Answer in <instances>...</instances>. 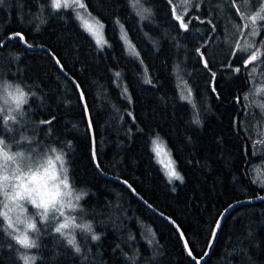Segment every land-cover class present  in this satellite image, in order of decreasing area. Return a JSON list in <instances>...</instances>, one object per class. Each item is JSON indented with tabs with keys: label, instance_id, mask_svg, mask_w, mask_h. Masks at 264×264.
<instances>
[{
	"label": "trees",
	"instance_id": "1",
	"mask_svg": "<svg viewBox=\"0 0 264 264\" xmlns=\"http://www.w3.org/2000/svg\"><path fill=\"white\" fill-rule=\"evenodd\" d=\"M254 1L237 0V5L245 12ZM83 2L105 24L110 48L100 50L74 12L52 9L50 0L0 3V43L20 33L30 46L50 51L28 50L20 38L9 42L0 48V82L12 81L37 94L26 106L28 131L41 142L71 145V177L77 189L87 190L81 204L100 235L90 253H75L45 231L40 248L32 250L40 257L37 264H194L173 225L99 172L86 108L103 174L127 182L174 221L193 255L201 258L223 211L264 194V178L254 175L256 168L264 169V124L255 127L246 114V108L254 113L253 106L245 99L264 74V26L257 48L261 57L244 67L246 52L237 51L235 58L230 53L249 23L234 15L231 0H215L213 6L206 0H140L153 12L148 21L137 15L132 0ZM184 2L189 14L184 20L191 19L188 31L178 29L172 13L175 8L178 14ZM120 25L142 59L127 55ZM222 45L224 54L218 50L214 56L212 49ZM51 54L79 84L84 99ZM236 67L241 71L235 72ZM192 75L203 81L197 84ZM181 84L195 94L198 87L203 90L207 104L202 110L182 98ZM155 137L167 143L184 177L176 190L155 160ZM17 251L0 233V264H19ZM206 264H264V203L238 209L228 218Z\"/></svg>",
	"mask_w": 264,
	"mask_h": 264
},
{
	"label": "clouds",
	"instance_id": "2",
	"mask_svg": "<svg viewBox=\"0 0 264 264\" xmlns=\"http://www.w3.org/2000/svg\"><path fill=\"white\" fill-rule=\"evenodd\" d=\"M37 94L12 81L0 82V233L18 246L19 264H37L32 250L51 231L75 253L78 235L100 239L82 213L87 190L71 177L67 148L41 142L24 124L26 106Z\"/></svg>",
	"mask_w": 264,
	"mask_h": 264
},
{
	"label": "rangeland",
	"instance_id": "3",
	"mask_svg": "<svg viewBox=\"0 0 264 264\" xmlns=\"http://www.w3.org/2000/svg\"><path fill=\"white\" fill-rule=\"evenodd\" d=\"M184 1V0H183ZM185 1H187V0H185ZM193 1V0H192ZM207 1V4H209L210 6H213L214 4H215V0H206ZM218 1V0H217ZM220 1H222V0H220ZM84 3V2H83ZM85 4V3H84ZM255 5H256V0L254 1V2H252V3H248L247 5H246V7H245V15H254L257 11H259L260 9H258L257 8V11H255L254 9H251V8H254L255 7ZM187 7H189L190 6V4H187L186 5ZM261 6H264V2L263 3H261ZM198 8H200V7H198ZM142 9H147L148 11L147 12H143V17H147V18H149L150 16H152V14H153V12H152V10L151 9H149V8H147L144 4H142L141 5V7H138V8H136V10H137V15L140 17V18H142V16L140 15V14H138L139 12H141V10ZM60 10H64V8H61ZM67 10H72L73 11V9L72 8H68ZM83 16H84V18L86 19V20H88V22L89 23H94V21H99L101 24H103V29L101 30V33H102V37H103V39H104V41H106V43H105V45L103 46V48L101 49L99 46H97L100 50H104L105 48H110V43H109V41H108V39H107V37H106V30H105V24L100 20V19H98V18H96L93 14H91L89 11H88V9L86 8V11H85V9H77ZM178 10H180V12L178 13V14H183L185 11L188 13V9L185 7V2H184V4H182L181 6H180V9H178ZM74 12V14H75V16H76V12L75 11H73ZM90 14V15H89ZM189 14H187V15H184V16H188ZM77 17V16H76ZM145 18H142V19H144L145 20ZM78 20V22L80 23V26L82 27V29L93 39V41L95 42V38L88 32V31H86L85 30V28H84V26H83V24H82V21L80 20V19H77ZM145 21H148V20H145ZM248 21V20H247ZM248 25H249V28L248 29H246L245 31H244V34H243V36H242V39H241V41H240V43H239V41H237V43H239V47L241 48V49H246L245 50V52H246V55H245V58L248 56L247 55V53L249 52V53H251V52H253V51H256L257 50V48H258V45H259V37H260V34L262 33V27L264 26V21H260L259 19H258V21H257V29H258V32L257 31H252V25H251V23H250V21H248ZM121 26H123V25H120V27ZM232 31V29H229V30H227L226 31V34L227 35H229V33ZM123 33H126L127 34V39L131 42V45L135 48V51L139 54L138 56H135V55H132V54H130V52H129V47H128V45L124 42V40L122 39V35H123ZM120 38H121V40L123 41L122 43L124 44V46H125V49H126V52H127V55L130 57V58H132V59H134V60H136V59H138V60H140V59H142L141 58V55H140V53H139V51H138V49H137V47H136V45L134 44V42H133V40H132V38H131V36L129 35V33H128V31L125 29V27L123 26V32H122V29L120 28ZM224 39L222 40V42L224 43ZM231 43H234L235 42V38L234 39H231V41H230ZM95 44H96V42H95ZM248 45H252V47H247ZM223 45H222V47H220V48H216V49H212V53H213V55L214 56H216L215 54H214V52H216V51H218V50H220V52H219V55H222V54H224V53H222L223 52ZM252 49H254L253 51H251ZM243 51H241L240 53H238V54H241ZM218 55V56H219ZM220 59H222V57L220 58ZM258 61V60H257ZM255 73H257V71H255ZM192 79L194 80V81H196L197 82V84L199 83V82H201V81H203V78H202V76H200V75H192ZM259 80H260V82H258V83H261V84H258V85H256L255 84V86L254 87H252V89H253V91L254 92H250V93H248L247 94V98H248V101H249V103L251 104V106H253V110H254V113H252L251 112V108H246V114L247 115H249L250 117H251V119H252V121H253V123L255 124V127H258V125H262V124H264V109H262L261 107H260V105H262V104H264V92H261V93H259V94H255V92H256V89H258V88H264V74H262L260 77H259ZM181 83H183V81H181ZM187 84V83H186ZM181 89H182V94H183V97H188L186 100H188V101H190V103L192 102V104H194L195 106H196V108H198V109H200V110H202L205 106H206V104H207V100H205L204 98L205 97H207V95L203 92V90L200 88V87H198L197 89H198V93L197 94H195V92H194V88H190L189 86H186V85H184V84H181ZM189 91H190V95H189ZM259 95V96H258ZM261 99V100H260ZM194 106V107H195ZM264 128V127H263ZM262 134L264 133V132H261ZM258 136V135H257ZM157 137H155L154 139H156ZM154 139H152V141L154 140ZM159 139H160V141L162 142V145H163V148H164V151L165 152H167V153H169V155H170V158H171V160H173L174 161V166H175V169H176V171L180 174V176L182 177V181L181 180H175V179H173L171 182H169V179H168V176L165 174L166 173V169H165V166H164V164H161V163H159L158 162V160H165V162H166V158L162 155L161 157H157L156 156V154H155V152L153 151V144H152V151H153V154H154V156H155V160H156V162H157V164L160 166V168H161V170H162V172L164 173V175H165V177L167 178V180H168V182L171 184V186L173 187V189L174 190H176V186H177V184L178 183H183L184 182V177L182 176V174L180 173V171L178 170V166H177V163H176V160H175V158H174V156H173V154H172V152H171V150H170V148L168 147V145H167V143L162 139V138H160L159 137ZM152 143V142H151ZM259 145H261L262 143H258ZM254 175H255V177H256V175L259 177V176H262L263 178H264V169L262 168V167H258V168H256L255 170H254ZM258 177H256V178H258ZM262 182H264L263 180L261 181V183ZM82 215L86 218V216H87V213L85 212V211H83V213H82ZM87 219V218H86ZM78 241H79V244H80V247H81V251L82 252H84L85 251V249H86V251H89V253H90V247H91V245L94 243L93 241H91V239L90 238H87V237H84L83 235H78Z\"/></svg>",
	"mask_w": 264,
	"mask_h": 264
},
{
	"label": "snow or ice",
	"instance_id": "4",
	"mask_svg": "<svg viewBox=\"0 0 264 264\" xmlns=\"http://www.w3.org/2000/svg\"><path fill=\"white\" fill-rule=\"evenodd\" d=\"M171 2H172V0H169V3H171ZM0 3H3V0H0ZM231 3H232V6H234L236 8L234 15H239L241 20L250 21L251 25L253 26L252 31L258 32V29L256 27L258 19L260 21H264V6H261L260 0H257V3H256V7H258L260 10L257 11L254 15H245V13L237 5V0H231ZM131 6L134 9L141 7L140 0H132ZM50 7L52 9H55V10H60L61 8H64V9L72 8L73 11L76 12L77 19H80L82 21V24H83L85 30L88 31L95 38L96 45L99 46L101 49L103 48V46L106 43V41H104V39L102 37V33H101V30L103 29V24H101L99 21H94V23H89L88 20H86L84 18V16L77 10V9H85V11H86V5L83 3V0H50ZM147 11H148L147 9H142L141 12H139L138 14H140L142 16V18H145V17H143V12H147ZM172 13L174 15L175 20L178 22V29H183L184 31H188L189 24L191 23V19H189L187 22H185L184 15H187V12L185 11L183 14H176L175 8H173ZM197 19H199V18H197ZM200 22L204 23L203 20H200ZM209 23H211V22L209 21ZM236 27H237V29L241 28L240 25H236ZM242 27L244 29H248L249 25L244 24ZM121 29L123 32V26H121ZM14 36H19L21 40L24 39L23 35L20 33H15ZM10 38H14V37H10ZM122 39L128 45L130 54L138 56L139 54L135 51V48L131 45V42L127 39L126 33H123ZM247 47H252V45H248ZM245 50L246 49H241L239 47V45H236V50L231 52L230 55L235 58L237 51H245ZM197 51H199V49ZM201 57L203 59V53H201ZM260 57H261V53L259 50L249 53L246 58H243L244 67H248V65H252L254 62L259 60ZM208 66H209L208 61L204 60V67L208 68ZM229 66H231V65H229ZM234 71L238 73L241 71V69L239 67H236V68H234ZM115 75L117 77H119L120 74L116 73ZM213 75H214V73H213ZM146 82L151 83V80H146ZM261 92H264V88L256 89L255 94H259ZM190 94L191 93L189 91V95ZM182 98L187 99L188 97H182ZM245 99H247V97H245ZM260 107L262 109H264V104L260 105ZM47 123H51V121H48ZM152 144H153V151L155 152L156 156L159 158L163 155L166 158V162H165V160H158V162L161 164H164L165 169H166L165 174L168 176L169 182H171L173 179L182 181V177L180 176V174L175 169L174 161L171 160L169 153L164 151L162 142L160 141L159 137L154 139L152 141ZM261 187H264V182L261 183ZM260 199H264V197H260ZM215 227L217 229H219L220 224L217 223ZM181 235H183V234H181ZM212 239L213 240L215 239V232L212 233ZM185 248L186 249L188 248V244L186 241H185ZM188 255L192 256L193 259L196 260V257L193 256V253L190 249L188 250ZM202 255H207V252H205ZM196 264H200V261L197 260Z\"/></svg>",
	"mask_w": 264,
	"mask_h": 264
},
{
	"label": "water",
	"instance_id": "5",
	"mask_svg": "<svg viewBox=\"0 0 264 264\" xmlns=\"http://www.w3.org/2000/svg\"><path fill=\"white\" fill-rule=\"evenodd\" d=\"M10 37H14V38H10ZM9 38H7L4 42L0 43V48H4L9 42L13 41L14 39L16 38H20L19 36H10ZM24 37V36H23ZM21 44L28 50H31V51H35V50H42V51H47L50 53V51L47 50V48H43V47H32L30 46L25 38L23 40H21ZM52 55V54H51ZM54 57V55H52ZM55 61L57 62L58 64V67H59V70L61 71V73L67 78L69 79L72 83H74V85H76L77 89L79 90L82 98L84 99L83 97V93L81 91V88L79 86V84L73 79L71 78L63 69L61 63L58 61V59L56 57H54ZM87 110V117H88V121H89V125H90V129H91V132H92V137H93V149H94V160H95V163L97 165V168L99 170V172L108 180L110 181H113V182H116L118 184H122L124 186H126L128 189H130L132 191V193L136 196V198L145 206L147 207L153 214H155L156 216L164 219L165 221H167L168 223H170L171 225L174 226V228L178 231V233L180 234L181 238H182V242H183V245H184V248H185V241L187 242L188 244V241L184 235V233L182 232V230L180 229V227L174 222L172 221L171 219L165 217L164 215H162L161 213H159L156 209L152 208L147 202H145L139 195L136 194V192L132 189V187L125 181L121 180V179H118V178H115V177H112V176H109V175H105L103 174V172L101 171L100 167L98 166V163H97V146H96V138H95V135H94V130H93V126H92V122H91V118H90V115H89V112H88V109L86 108ZM260 197H264V194L262 195H259V196H256V197H253V198H249V199H243V200H240V201H237V202H234L233 204H231L230 206H228L224 211L223 213L221 214V216L219 217L217 223L220 224V227L219 229H217L215 227L214 231L215 232V239L213 240L211 238V241H210V244H209V247L207 249V255H204L203 257L201 258H196V260L193 259L192 256H189L190 259L192 260V262L194 264H196V261L199 260L200 261V264H206L209 259L211 258L213 252H214V249L216 247V244L218 242V239H219V236L221 234V231H222V228L224 227L226 221L228 220V218L238 209H241L243 207H246V206H250V205H258V204H262L264 203V199H260ZM216 223V224H217ZM216 226V225H215ZM183 234V235H181ZM190 249L189 247V244H188V248L186 250L187 254H188V250ZM191 250V249H190ZM194 256V255H193Z\"/></svg>",
	"mask_w": 264,
	"mask_h": 264
}]
</instances>
